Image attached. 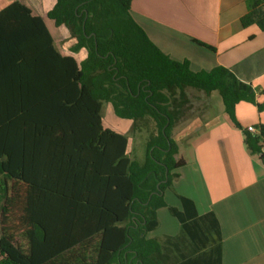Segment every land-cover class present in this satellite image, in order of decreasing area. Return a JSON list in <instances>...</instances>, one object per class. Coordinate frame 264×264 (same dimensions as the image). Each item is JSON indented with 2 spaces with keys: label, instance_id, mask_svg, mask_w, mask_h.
Segmentation results:
<instances>
[{
  "label": "trees",
  "instance_id": "obj_1",
  "mask_svg": "<svg viewBox=\"0 0 264 264\" xmlns=\"http://www.w3.org/2000/svg\"><path fill=\"white\" fill-rule=\"evenodd\" d=\"M132 3L54 0L41 16L12 0L0 10V264H221L215 214L199 215L183 196L182 210L165 200L186 165L173 131L188 89L218 91L264 163V124L253 133L236 115L241 102L263 112L264 90L223 66L194 72L172 60L133 18ZM47 21L67 30L69 55ZM241 24L264 32V0L249 1ZM103 103L150 132L144 162L130 158L127 135L104 126ZM163 208L181 224L184 251L179 237L168 239L171 251L151 237Z\"/></svg>",
  "mask_w": 264,
  "mask_h": 264
},
{
  "label": "crops",
  "instance_id": "obj_2",
  "mask_svg": "<svg viewBox=\"0 0 264 264\" xmlns=\"http://www.w3.org/2000/svg\"><path fill=\"white\" fill-rule=\"evenodd\" d=\"M249 1L133 0L131 13L150 40L172 60L189 61L194 72L223 66L241 81L264 90V32L241 24ZM59 29L68 36L65 28ZM61 52L70 54L65 49ZM258 101L264 102V96ZM236 115L244 129L264 124V111L250 103L238 104ZM198 121L183 137L193 140L189 148L194 157L188 161L179 147L186 165L164 193L165 200L182 210L179 196H183L194 202L199 215L215 214L222 234L221 264H264V163L249 153L242 131L226 114L224 120L207 129L208 124L200 118ZM161 210L158 229L162 226ZM186 240L180 234V251L185 250Z\"/></svg>",
  "mask_w": 264,
  "mask_h": 264
},
{
  "label": "rangeland",
  "instance_id": "obj_3",
  "mask_svg": "<svg viewBox=\"0 0 264 264\" xmlns=\"http://www.w3.org/2000/svg\"><path fill=\"white\" fill-rule=\"evenodd\" d=\"M21 1L31 7L36 14H43V16H46V11L51 7V5H53V1L51 0ZM6 2L7 0H0V7L3 8ZM47 26L55 38L57 47L63 51L64 42L67 36H63L60 29L54 27L53 23H50V21H47ZM187 92L190 98V106L185 108V113L182 115L181 120L174 129L173 138L177 141L184 157L188 161H191L194 155L192 147L189 148V145L193 140L187 141V139H183V137L187 132H189L188 129L198 124L199 118L202 122L208 124V126L204 129L213 126L214 122L224 120L225 106L218 91L212 92L209 95L194 89H188ZM223 110L224 112H222ZM102 117L105 127L122 132L129 137L128 153L130 158L140 163L144 162L150 132L140 131L138 129L133 130V122L118 118L113 111L112 105L108 103H103ZM179 157L181 156L179 155ZM160 220L162 222V226L158 230L152 232L151 237H157L159 241L166 244L167 248L171 251L172 248L168 241L172 240L168 239L173 234H175L174 239L178 238L180 234L183 233L181 226H179L180 224L171 214L169 208H164L160 211ZM178 231V234L174 233Z\"/></svg>",
  "mask_w": 264,
  "mask_h": 264
},
{
  "label": "built area",
  "instance_id": "obj_4",
  "mask_svg": "<svg viewBox=\"0 0 264 264\" xmlns=\"http://www.w3.org/2000/svg\"><path fill=\"white\" fill-rule=\"evenodd\" d=\"M248 130L253 133H257V129L255 127H248Z\"/></svg>",
  "mask_w": 264,
  "mask_h": 264
}]
</instances>
